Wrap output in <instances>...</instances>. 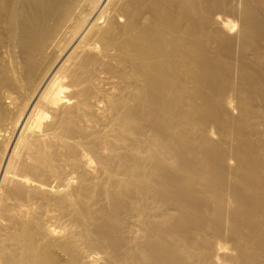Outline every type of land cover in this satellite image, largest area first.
I'll use <instances>...</instances> for the list:
<instances>
[{"label":"bare ground","instance_id":"obj_1","mask_svg":"<svg viewBox=\"0 0 264 264\" xmlns=\"http://www.w3.org/2000/svg\"><path fill=\"white\" fill-rule=\"evenodd\" d=\"M0 264H264V0H0Z\"/></svg>","mask_w":264,"mask_h":264}]
</instances>
